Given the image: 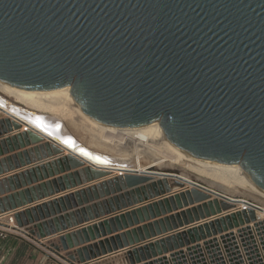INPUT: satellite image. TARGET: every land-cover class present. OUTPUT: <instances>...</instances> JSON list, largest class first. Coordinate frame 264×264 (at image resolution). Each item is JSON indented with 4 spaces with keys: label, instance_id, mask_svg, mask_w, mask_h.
<instances>
[{
    "label": "water",
    "instance_id": "95a60500",
    "mask_svg": "<svg viewBox=\"0 0 264 264\" xmlns=\"http://www.w3.org/2000/svg\"><path fill=\"white\" fill-rule=\"evenodd\" d=\"M0 82L21 90L68 86L81 110L98 124L157 123L183 157L211 167H237L264 191V0H0ZM0 111L5 115L0 146L38 144L33 150H41L42 159L50 146L67 152L56 160L39 158L31 168L1 178L0 190L35 173L52 174L68 164L78 168L8 194L0 200V213L49 197L55 189H73L58 199L66 205L114 195L102 204L108 212H119L60 235L58 244L40 240L55 233L51 222L44 224L45 235L21 223L35 209L13 212L20 234L68 264H90L86 261L121 251L128 264H141L249 221L245 211L229 212L230 199L244 198L207 185L179 164L155 166L146 157L145 170L138 171L132 161L91 155L79 142H57L44 124L41 128L27 117L45 114L12 101L0 103ZM21 124L28 130L12 134ZM51 124L52 132L60 131L59 121ZM169 186L179 190L168 193ZM41 201L37 210L55 205V199ZM92 210L97 214L95 206ZM139 220L148 222L66 252L104 234V228L109 231V225L121 229ZM144 250L150 252L143 255Z\"/></svg>",
    "mask_w": 264,
    "mask_h": 264
},
{
    "label": "bare ground",
    "instance_id": "6f19581e",
    "mask_svg": "<svg viewBox=\"0 0 264 264\" xmlns=\"http://www.w3.org/2000/svg\"><path fill=\"white\" fill-rule=\"evenodd\" d=\"M1 92L6 95L3 96ZM9 101L34 110L36 113L45 114L37 117H32V114H29L27 117L30 121L37 123L39 127L44 124L48 130L45 128L43 130L50 133L57 142L71 141V145L79 142L80 145L89 149L91 155L92 152L101 156L107 154L122 163L132 161L138 171L145 170L146 164L142 163L145 156L149 159L148 163L155 166H160L162 162H169V159H172L175 162L173 164H179L182 168L195 173L207 185L215 187L223 193L239 194L242 198L264 208V191L248 175L237 167H211L188 160L165 140L157 123L131 128L100 125L81 110L68 86L48 90H21L0 82V103L6 104ZM56 120L61 123V129L54 133L51 123ZM67 122L74 127H79L80 130L83 128L82 131L84 134L87 133L85 135L91 139L90 142H83V138H80L79 134H75L67 127ZM22 125L25 126L21 124V127ZM25 128L28 130L27 127ZM161 147H166L167 150H161ZM154 153H160L161 156L156 157L157 155L155 156Z\"/></svg>",
    "mask_w": 264,
    "mask_h": 264
},
{
    "label": "crops",
    "instance_id": "0c3cea01",
    "mask_svg": "<svg viewBox=\"0 0 264 264\" xmlns=\"http://www.w3.org/2000/svg\"><path fill=\"white\" fill-rule=\"evenodd\" d=\"M3 117L5 116H0V118ZM25 129H26L25 126L22 125L20 129H13L12 134L13 133L16 134V132H22ZM57 137L60 138L59 136ZM37 146L38 144H24L22 147L19 144L16 145L10 144L4 146L1 145L0 146V180L3 177L12 176L13 174H17L18 172H22L25 169L31 168L33 165L38 164L40 162L39 158H41V160H52V159L56 160L57 158L63 156V154L64 155L67 154L66 151H64L63 153H57L56 148L54 149L53 146H50L49 149L50 152L45 153L47 155L46 159H42L44 156L42 155V151L39 150L38 154H36V151L33 150L34 147ZM28 150H32V153L28 152ZM24 151H27L26 154L23 153ZM49 154L51 155L48 156ZM2 160H4V163L1 162ZM34 160L36 161L34 162ZM76 169L78 168L68 164L67 166H62V168H58V167L55 168V172H53L52 174L49 173L44 174L43 172H40V174L35 173L33 178L30 176L28 179L24 178L23 180H18L17 183L13 181L12 187H10L11 185L7 183V188H4L3 186L2 190H0V200L5 198L8 194L19 192L21 190L34 188L36 186H39L41 183L49 182L54 178L56 179L57 177L72 172ZM115 174H118V172L112 173V175ZM169 188H170V192L168 193H173L179 190L173 186H169ZM57 191L58 190L55 189L54 194L50 195L49 197L40 199L39 201L29 203L26 206H22L15 210H9L0 213V219H4L7 215H12L13 212L16 211L24 213L26 212V210L30 211L31 209H35L36 210L35 212H31L29 214L30 216L25 214L23 217H21L20 218L21 223L28 224L27 226L35 227L34 228L35 232H39L40 234L45 235L48 231L44 227V224L51 222L52 227H54L55 229V233H52L50 235H45L44 237L40 238V240L43 241L44 243L58 244V237L60 235L66 232L75 231L76 229H79L81 227H86L87 225L96 223L106 218L109 219L110 216H113L114 214L119 212L117 210L115 211L110 210L109 212L104 210L102 203H104L109 199H112L114 197L113 194L103 197L88 199L86 201L81 199L80 202L74 201V203L70 202L69 205H66L65 203L60 204V202H58V199L63 198L65 194L68 195L69 193L73 192V189L59 191V192ZM38 193H40V191H38L37 189L33 192V194H35V196L37 197L39 195ZM168 193H165V195ZM161 196L162 195H160V197ZM52 199H55V205L52 204L51 207L47 208L46 212L43 209L37 210L36 207L41 206L40 205L42 202L41 200L46 201ZM93 206L96 207L97 214H94L92 210ZM122 206L123 205H121V207ZM190 207L191 205H188L187 207H183L181 209L178 208L172 210L171 212L166 213L164 216L175 214L181 210H185L186 208H190ZM88 208L90 209V212L86 211ZM81 210L85 211L84 215L81 213ZM76 212H79L78 215L76 214ZM161 216L155 217L154 219H149V221L161 218ZM61 221L65 224L62 225ZM146 222L148 221L141 222L139 220L137 224L127 225V227L123 226L121 229H118L115 225L113 226L109 225V231H107L106 228H104L105 229L104 234L99 233L97 236L94 235L93 239L89 238V241L87 242L85 241L82 244L74 245L66 252H74L76 248H81L83 246H88L89 244L97 243L106 238H110L115 235L121 234L122 232H126L131 228H136L137 226L145 224ZM157 237L158 236L154 238ZM144 242H147V240L139 241L138 243H135L133 246H142ZM147 252L144 250L143 255H146ZM60 254H65V252H60ZM123 255H124V251H121L115 255L103 259H97L98 257H96L95 259H90L86 262H90V264H102L105 262L108 263L111 262L115 264L117 263L128 264L127 260L124 258ZM100 257H103V255H101ZM0 264H68V263L59 259L54 254L42 248L41 246H39L29 238L25 237L24 235L20 233H15L8 235L4 239L0 238Z\"/></svg>",
    "mask_w": 264,
    "mask_h": 264
},
{
    "label": "built area",
    "instance_id": "2783aa9c",
    "mask_svg": "<svg viewBox=\"0 0 264 264\" xmlns=\"http://www.w3.org/2000/svg\"><path fill=\"white\" fill-rule=\"evenodd\" d=\"M0 116L5 115L0 111ZM230 200L233 207L229 212L245 211L248 222L237 221L236 225L211 232L178 249L152 256L141 264H264V208L246 199ZM0 222L3 224H0V238L19 233L13 215H7Z\"/></svg>",
    "mask_w": 264,
    "mask_h": 264
},
{
    "label": "rangeland",
    "instance_id": "374dc122",
    "mask_svg": "<svg viewBox=\"0 0 264 264\" xmlns=\"http://www.w3.org/2000/svg\"><path fill=\"white\" fill-rule=\"evenodd\" d=\"M1 94H2L3 96L6 95V94H4L3 92H1ZM10 99L12 100V98H10ZM55 117L58 118V116H56V115H55ZM61 121H62V120H61ZM83 123H85V122H83ZM67 127H68L71 131H73L75 134H77V135L79 134L80 138H83V139H82L83 142H85V141H86V142H90L91 139L88 138V136H86L87 133H86L85 131H84V132H85L86 135L83 133V131H82L83 128L80 130L79 127H76V126L74 127L73 125H71V123H68V122H67ZM76 129H77V130H76ZM80 131H81V132H80ZM83 135H84V136H83ZM85 137H86V139H85ZM161 148H162V149H161ZM161 148H160L161 150H167V149H165L166 147H161ZM154 155H155V156L157 155L156 157L161 156L160 153H158V154L154 153ZM123 157H126V156H123ZM146 157H147V156H145L144 158L146 159ZM147 158H148V157H147ZM168 159H169V158H168ZM166 162H167V163H171V164L175 163L174 160H172V159H171V160L169 159V162H168V161H166Z\"/></svg>",
    "mask_w": 264,
    "mask_h": 264
},
{
    "label": "snow or ice",
    "instance_id": "6c2138e0",
    "mask_svg": "<svg viewBox=\"0 0 264 264\" xmlns=\"http://www.w3.org/2000/svg\"><path fill=\"white\" fill-rule=\"evenodd\" d=\"M69 143L71 142V141H68Z\"/></svg>",
    "mask_w": 264,
    "mask_h": 264
}]
</instances>
